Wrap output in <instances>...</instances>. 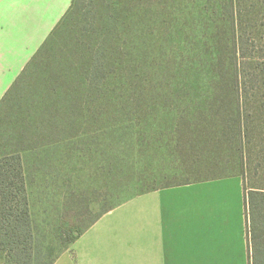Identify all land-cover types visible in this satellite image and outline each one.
Segmentation results:
<instances>
[{
    "label": "trees",
    "instance_id": "obj_1",
    "mask_svg": "<svg viewBox=\"0 0 264 264\" xmlns=\"http://www.w3.org/2000/svg\"><path fill=\"white\" fill-rule=\"evenodd\" d=\"M187 1L72 0L15 79L9 88L14 94L28 86L37 68L49 72L29 114L0 131V264H53L127 194L233 174L244 184L242 171L181 182L177 176L220 169L235 162L237 153L242 168L246 160L264 159V0H203L196 9ZM175 4L177 62L173 52L156 57L151 45L166 41ZM256 8L262 23L255 32ZM175 71L172 87L168 80ZM156 106L171 113L177 108L166 122V141L157 147L177 167L175 181L142 191L135 167L118 166L114 191L89 185L61 196L53 213L58 224L67 218L69 225L51 236L53 225L47 231L46 220L34 218V171L51 179L50 169L59 172L63 163L56 151L65 148L70 158L94 148L102 160H113L112 148L115 165L128 162L133 155H125L145 134L141 120ZM101 136L111 137L108 146L106 139L93 142ZM151 174H142L144 187L157 178L149 180ZM244 190L250 264H264V186Z\"/></svg>",
    "mask_w": 264,
    "mask_h": 264
},
{
    "label": "crops",
    "instance_id": "obj_2",
    "mask_svg": "<svg viewBox=\"0 0 264 264\" xmlns=\"http://www.w3.org/2000/svg\"><path fill=\"white\" fill-rule=\"evenodd\" d=\"M71 1L0 0V101ZM63 254L62 264H250L243 179L226 175L131 197Z\"/></svg>",
    "mask_w": 264,
    "mask_h": 264
},
{
    "label": "rangeland",
    "instance_id": "obj_3",
    "mask_svg": "<svg viewBox=\"0 0 264 264\" xmlns=\"http://www.w3.org/2000/svg\"><path fill=\"white\" fill-rule=\"evenodd\" d=\"M203 0H188L190 2V8L196 9L198 4H202ZM171 17L169 21L170 32L165 38L161 41L151 43L152 48H155L156 57H161L162 54L168 55V52H172L176 55L177 62V25L180 26V23H177V4H175V10H171ZM256 17L253 21L252 31H257L261 27L262 20L260 18V13L258 8H256L253 13ZM194 23H197L194 20ZM188 25H192V18L189 17L187 21ZM162 39V38H161ZM162 53V54H161ZM163 57V56H162ZM43 67L37 68L36 72L32 75V80L28 86L23 85L20 89L18 88L15 94L9 89L6 98L0 101V131H5L11 128L14 124L20 123L25 117L26 114H29L28 109L30 108L31 100L35 99L42 93L45 89V81L43 78L49 76V72L46 73ZM175 75L169 77L170 86L174 87L177 85V71ZM44 84V85H43ZM14 94V95H13ZM18 94V95H16ZM16 95V96H15ZM158 109L152 112H149V116L143 122L141 120V126L143 132H145L143 138L136 137L135 141L137 142L133 154L128 152L125 156L133 155L129 158L128 162H124L119 165L116 163V151H114L111 146V150L115 154L113 160H102V157L99 152L94 151L90 155L86 156H72L70 158L69 148L64 150L56 151V157H63V163L58 165L59 172H55V167L50 169L51 174L49 178H45L42 173L34 171V181L32 185V208L34 209V218L36 220L45 221V228L47 231L51 230L53 225L54 231H51V236L56 234V229L63 225L68 227V219L65 218L64 224L57 223L56 217L54 216L53 205L58 201L61 202V196L67 192H70L72 188L81 189L85 186L90 185V189H100L105 190L109 189L114 191V184L118 174H116L118 166L124 167V170L132 171L135 167V176L140 178L143 182L145 178L142 177V174L151 171L152 174L148 176V179L153 180L147 187H144L146 184H142L139 181V190H146L152 186H160L166 183L167 180L175 181L173 177V172L175 173V165L171 162V158L168 155L161 153L160 149L157 148L163 141L167 139V132L170 131L168 128L171 123L166 124L167 121L171 119V115L175 112L177 114V108L173 113L170 112L168 108L158 107ZM177 107V106H176ZM3 129V130H2ZM133 134V133H132ZM134 135V134H133ZM97 140L93 142H98L106 139V146H108V141L111 137H98ZM92 140V139H91ZM159 149V150H157ZM52 153V152H51ZM92 154V155H91ZM233 159V158H232ZM239 154H235V162H229L222 166L220 169L212 170L205 172V174H200L193 176L191 174H184L177 176V182L184 181L185 178L191 180L194 178H203V177H212L217 175H225L231 173H242L244 176V185L249 191L252 188L264 186V159L262 157L257 158L256 160H246L244 167L242 168L239 164ZM103 165V166H102ZM201 170H208L205 166L201 167ZM242 171V172H241ZM113 172V173H111ZM163 175L166 179L162 178ZM187 175V176H186ZM148 180V181H149ZM146 181V180H145ZM148 184V183H147ZM63 185V186H62ZM61 186V190L57 192V189L54 188ZM111 188V189H110ZM87 189V188H85ZM136 194L130 193L127 196H123L125 199L134 197ZM42 197V198H41ZM123 198V199H124ZM51 199V201H49ZM60 205V203H58ZM94 212H97L99 209L98 203L92 204ZM43 225V224H42ZM43 228V227H41ZM66 254H61L58 260V264H62L63 257Z\"/></svg>",
    "mask_w": 264,
    "mask_h": 264
}]
</instances>
